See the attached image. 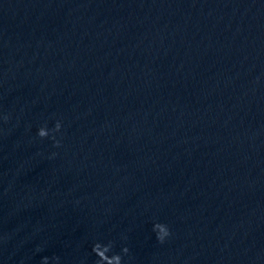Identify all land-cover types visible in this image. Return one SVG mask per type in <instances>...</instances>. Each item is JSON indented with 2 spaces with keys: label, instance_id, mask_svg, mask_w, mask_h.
I'll return each instance as SVG.
<instances>
[{
  "label": "water",
  "instance_id": "95a60500",
  "mask_svg": "<svg viewBox=\"0 0 264 264\" xmlns=\"http://www.w3.org/2000/svg\"><path fill=\"white\" fill-rule=\"evenodd\" d=\"M0 264H264V0H0Z\"/></svg>",
  "mask_w": 264,
  "mask_h": 264
}]
</instances>
